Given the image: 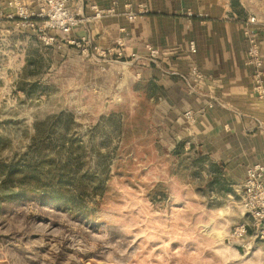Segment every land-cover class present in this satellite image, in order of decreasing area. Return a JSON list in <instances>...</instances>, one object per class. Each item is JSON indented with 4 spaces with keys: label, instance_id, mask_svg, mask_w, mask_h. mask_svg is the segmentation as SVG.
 <instances>
[{
    "label": "rangeland",
    "instance_id": "374dc122",
    "mask_svg": "<svg viewBox=\"0 0 264 264\" xmlns=\"http://www.w3.org/2000/svg\"><path fill=\"white\" fill-rule=\"evenodd\" d=\"M57 38L0 22V264H264L224 167Z\"/></svg>",
    "mask_w": 264,
    "mask_h": 264
},
{
    "label": "crops",
    "instance_id": "0c3cea01",
    "mask_svg": "<svg viewBox=\"0 0 264 264\" xmlns=\"http://www.w3.org/2000/svg\"><path fill=\"white\" fill-rule=\"evenodd\" d=\"M114 1L117 14L94 17L91 4L105 8ZM23 2L38 7L36 0ZM70 5L82 22L68 37L88 46L86 52L77 46L78 52L123 71L122 84L142 83L143 96L156 105L172 146L183 145L223 166L233 187L230 196H241L248 168L264 164V129L259 125L264 126V98L255 89L244 36L249 26L264 55V0H71ZM140 6L143 12L129 20L125 13ZM251 17L255 22L249 23ZM60 40L76 49L65 37ZM146 44L160 50L156 61ZM193 67L204 79L190 88L180 75Z\"/></svg>",
    "mask_w": 264,
    "mask_h": 264
},
{
    "label": "built area",
    "instance_id": "2783aa9c",
    "mask_svg": "<svg viewBox=\"0 0 264 264\" xmlns=\"http://www.w3.org/2000/svg\"><path fill=\"white\" fill-rule=\"evenodd\" d=\"M36 1L37 9H31L23 0H7L6 3L0 1V22L4 19H12L29 26L39 34L40 39L47 45L56 44L57 36L60 35L65 37L68 42L82 48L83 52L88 51V46L84 44L83 40L68 37L82 22V19L71 8V0ZM118 6L117 1L105 8L91 4L95 18L117 14ZM142 12L143 9L140 6L137 10L130 9L125 14L129 20H135ZM255 20V17H251L249 23H253ZM244 36L247 43V63L254 66L255 89L260 98H264V55L256 34L251 31L249 26L244 28ZM190 46L192 52L197 51L194 42H191ZM146 47L151 59L156 61L161 54L160 50L150 44H146ZM117 55L121 56L122 51H117ZM180 77L190 88H193L203 81L204 74L198 67H193L190 73L181 74ZM212 105L210 103L208 106ZM186 114L193 117L192 111H188ZM259 125L264 129L261 122ZM241 207L243 215L250 219V223L242 224L237 234L240 236L246 234L248 224L254 229L256 235L264 240V164L257 163L248 168L241 190Z\"/></svg>",
    "mask_w": 264,
    "mask_h": 264
}]
</instances>
